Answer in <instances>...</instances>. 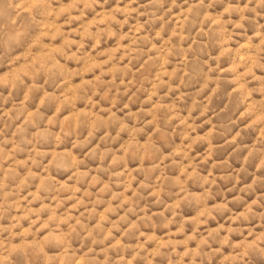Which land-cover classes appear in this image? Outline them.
Returning a JSON list of instances; mask_svg holds the SVG:
<instances>
[{
  "label": "rangeland",
  "instance_id": "rangeland-1",
  "mask_svg": "<svg viewBox=\"0 0 264 264\" xmlns=\"http://www.w3.org/2000/svg\"><path fill=\"white\" fill-rule=\"evenodd\" d=\"M0 264H264V0H0Z\"/></svg>",
  "mask_w": 264,
  "mask_h": 264
}]
</instances>
